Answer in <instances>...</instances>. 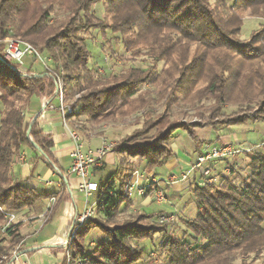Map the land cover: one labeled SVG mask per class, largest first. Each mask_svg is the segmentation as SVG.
Returning a JSON list of instances; mask_svg holds the SVG:
<instances>
[{
    "label": "trees",
    "instance_id": "obj_1",
    "mask_svg": "<svg viewBox=\"0 0 264 264\" xmlns=\"http://www.w3.org/2000/svg\"><path fill=\"white\" fill-rule=\"evenodd\" d=\"M97 3L103 17L94 10ZM245 12L264 17V0H215L213 5L210 0H0V264L12 262L22 239L19 223L6 227L7 213L51 196L15 178V159L28 148L64 176L52 152L54 143L40 127V113L29 120L25 114L36 99L44 107L59 104L61 72L64 98L78 107L69 118L85 116L84 125L123 121L139 111L145 118L142 128L114 146L120 160L115 170L92 168L99 204L96 215L78 229L72 244L75 257L89 264H139L148 254L138 243L165 233L159 248L168 255L166 264H264V150L247 160L252 173L246 178L221 176L204 187L194 183L192 197L199 212L183 221V239L170 233L173 224L154 220L162 212L137 210L118 218L132 206L126 186L139 165L134 158L146 161L147 173L162 167L173 154L168 142L179 129L188 131L197 149L204 143L196 138V126L170 121L173 105L194 109L213 128L264 121V23L242 40ZM94 29L118 34L105 38L112 56V40L121 41L125 51L144 55L150 65L99 73L90 65L86 43V34ZM9 38L47 55L50 68L30 58L24 65L6 60ZM161 62L165 65L159 71ZM146 83L155 90L143 91ZM205 101L210 104L201 105ZM159 103L165 110L154 116ZM227 104L238 105V110L224 113ZM95 227L106 241L87 252L86 238Z\"/></svg>",
    "mask_w": 264,
    "mask_h": 264
},
{
    "label": "crops",
    "instance_id": "obj_2",
    "mask_svg": "<svg viewBox=\"0 0 264 264\" xmlns=\"http://www.w3.org/2000/svg\"><path fill=\"white\" fill-rule=\"evenodd\" d=\"M55 105L57 106L58 103ZM36 113H40V127L54 143L52 152L64 169V176L48 167L42 157L37 158L36 154L28 148H24L20 156L15 159L13 164L15 178L24 180L27 187L51 194V196L38 199L31 208L9 212L13 215L15 223L20 224L22 238L10 264H63L64 242L68 238L77 216L83 212L86 206L97 208L99 192H94L87 199L83 192L78 189L80 178L70 172L71 154L75 149V143L59 112L44 107L41 101L36 99L25 110L26 119L29 120ZM72 119L68 118L69 124H71ZM233 128L232 126L228 127V130L232 132ZM195 131L196 138L201 142L215 141V144H218L231 140L230 135L225 137L216 135L213 139H207L199 137L198 129ZM119 133H121L119 129L102 130L95 134L84 129L82 138L85 147L98 148L105 141H113L115 135ZM238 133H235V138H239L240 134ZM168 144L172 148L173 154L162 167L155 171L147 173L146 161L139 163V157L134 159L135 166L139 165L133 175L132 182L144 185L148 189L152 184L154 185L152 186L153 190L149 193L143 196L130 197L132 201L130 210H145L149 213L162 212L161 214L175 216L176 223L170 228V233L178 239H183L187 236L183 221L196 218L199 212L197 202L193 199L191 191L194 183H197L199 173L198 171H190L191 164L196 160V140L187 130L179 129ZM244 157L245 155H239V161L243 162ZM119 164V155L114 149L101 162V166H106V172L115 170ZM216 168L223 171L224 164L222 162L217 163ZM182 173H188L186 179H180L176 182L170 183L167 180L158 179V175L169 176ZM154 179H158V182L153 183ZM92 180L98 182V177L93 172ZM156 189L164 190L167 196L166 203L157 204L154 202L152 195ZM41 216H45V220L40 219ZM55 216H59L61 219L53 225L51 222ZM165 236V233L157 234L153 240L138 243L148 254L147 259L140 261L139 264H166L168 255L159 248ZM104 241H106L105 234L99 228H93L86 238L87 252L94 250Z\"/></svg>",
    "mask_w": 264,
    "mask_h": 264
},
{
    "label": "rangeland",
    "instance_id": "obj_3",
    "mask_svg": "<svg viewBox=\"0 0 264 264\" xmlns=\"http://www.w3.org/2000/svg\"><path fill=\"white\" fill-rule=\"evenodd\" d=\"M210 2L213 5L215 3V0H210ZM228 2L232 3L233 0H228ZM94 10L97 16L99 17L104 16V11H103V7L101 3H97L96 5H94ZM242 18H243V26H242V31H241V39L248 40L251 37L253 31L255 29H258L260 25L264 23V17H254V16H251L249 12H245L244 14H242ZM86 36H87L86 43L91 52L90 65L92 67H96L99 73H110V72L119 73L124 68L130 67V66L141 67V68L146 69L151 63L150 60L147 59L144 55L133 57L132 54L125 51L121 41L112 40L111 44L113 46V53H114L112 56L110 52L111 50L109 49V45L106 42L105 38H110V39L115 38V36H118V34H114L109 30L104 35L100 30L94 29L88 32ZM26 58L27 57L24 58L25 64L27 63ZM36 64L39 66L42 65L41 63L37 61H36ZM164 65H165L164 62L159 63L158 70L160 71L161 69H163ZM36 68L38 67L35 65V69ZM141 88L143 91H146V89L155 90L154 87H152L150 84H147V83L142 85ZM155 95L156 96L159 95L157 90L155 91ZM202 103L203 104L201 105L203 106H208L210 104L209 101H205ZM237 108H238V105L236 104H227L225 108L223 109V112L226 114H230V113L237 111L238 110ZM153 110L155 113L154 116H156V113L161 114L162 112H164L165 108L162 106L161 103H159L153 107ZM195 113L196 112L194 109L181 108L179 105L175 104L172 106L168 114L172 115L170 121L180 120L181 122L190 123L194 125L193 127L196 126L197 127L196 129H198L197 134L199 135V137L213 139L216 137V135H220V136L222 135L221 137L230 135L231 140L228 142H232L236 140H239L240 142H242L244 150H241L234 157L233 162H240V164L242 165L241 172L245 173V175L241 173H236V174L231 173L230 176L241 174L244 178H246L249 174H251L252 171L249 168V166H247V160L250 159L253 152L264 150V121L255 123V124H252V123L236 124V125H230V126H224V127L222 125H218L216 126V129H215L209 125H206L205 120L199 118V116H197ZM231 116H235V115H231ZM144 119H145L144 113L139 111L138 113H133L129 116H126L123 119V121L102 122L99 125H90L87 123V125H84L86 123V117L82 116L79 119L73 118L72 121L70 122L71 123L70 126L77 127L81 135L84 129H87V131L93 132V134H95L96 132H100L102 130L110 129V131H113L114 129L116 130L119 129L121 133H119L118 135H115V139L112 141L115 144L114 146H117L118 142L122 138L124 137L127 138L130 135H133L138 129L142 128ZM231 126L234 127L232 129V132L228 130V127H231ZM237 132H239L238 134H240L239 138H235L236 137L235 133ZM155 133H156V130H154L150 135H153ZM228 142H225V143H228ZM204 143H202V145ZM206 143H210V142L206 141ZM225 143H218L216 145H223ZM211 144H215V141H211ZM202 145H200L198 149H200ZM239 155H245V157L243 158L244 159L243 162L239 161ZM196 156H197V153H196ZM217 163H220V162H217ZM222 163L225 164L224 162ZM246 169L248 171H245ZM158 176H159L158 179H161L164 181L167 180L168 178V176H165V175H158ZM230 176L224 175L222 177H230ZM132 212H135V211H131L130 209L122 210L118 218L120 219L125 218ZM161 215H165V214L158 215L154 220L159 223L168 222L169 224H173V225L175 224L174 221L161 220L160 219ZM7 218H8L7 219L8 221L6 223V227L15 223L14 217L8 216ZM41 218L44 219L45 216L44 217L41 216L40 219ZM60 219L61 217L55 216L51 224L53 225L57 224V222L60 221ZM87 263L88 261L86 260V264ZM256 264H261V262L256 263Z\"/></svg>",
    "mask_w": 264,
    "mask_h": 264
},
{
    "label": "built area",
    "instance_id": "obj_4",
    "mask_svg": "<svg viewBox=\"0 0 264 264\" xmlns=\"http://www.w3.org/2000/svg\"><path fill=\"white\" fill-rule=\"evenodd\" d=\"M5 59L11 62L24 65V58H30L42 64L46 68L49 67L51 58L47 55L37 51L31 44L24 42L17 38H9L6 40L5 47ZM65 86L64 72L58 76V89H59V104L56 106L50 104V109H55L59 112L68 132L75 143V149L71 154V166L70 172L74 173L80 178L78 189L83 192L88 199L94 192L99 190L98 182L92 180V168L94 166H101L103 158L114 148V142L105 141L102 146L98 148L85 147L84 140L77 127H72L68 123V116L77 112L78 107H74L68 103L63 94ZM79 95H76L78 98ZM197 150L196 160L190 166V171H198L199 178L197 184L201 187L207 184H214L220 176L241 173L242 165L240 162H233L234 157L244 150L243 143L239 140L225 143L223 145H216L211 143H204L200 149ZM224 162L223 171H219L216 168L217 162ZM244 171V170H243ZM245 171H248L247 169ZM188 173H182L180 175L171 174L168 176L167 181L172 183L180 179H186ZM158 179H154L153 183H157ZM126 189L130 197L143 196L147 192V187L144 185L130 182L127 184ZM153 200L157 204H164L167 202V196L164 190L156 189L153 194ZM8 216L13 217L10 213ZM96 215V208L87 205L86 208L80 213L75 224L64 242L65 255L63 264H86V259L82 257H75L72 251V244L77 236L78 229L83 226L89 219ZM44 217V216H43ZM10 219V218H9ZM43 219V218H42ZM161 220H170L176 223L175 216L161 215ZM45 220V218H44Z\"/></svg>",
    "mask_w": 264,
    "mask_h": 264
}]
</instances>
